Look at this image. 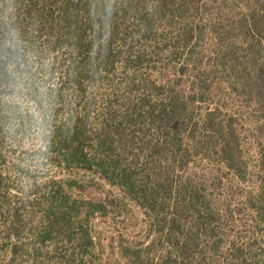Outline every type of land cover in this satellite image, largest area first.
Masks as SVG:
<instances>
[{
    "label": "trees",
    "instance_id": "1",
    "mask_svg": "<svg viewBox=\"0 0 264 264\" xmlns=\"http://www.w3.org/2000/svg\"><path fill=\"white\" fill-rule=\"evenodd\" d=\"M188 3L189 0H0V87L1 93L10 99L0 103V128L13 121L16 124L13 136L28 133L30 119L19 102L35 103L41 119L40 142L57 146L47 154L51 160H57L65 168L94 169L101 178L120 189L126 186L131 193L138 194L135 197L140 202L134 200L146 208L148 216L149 210L162 206L157 201L164 194L161 199L169 213L165 218L164 239L170 247L163 252L161 264L188 259L192 246H198V233L207 228L212 213L200 191L181 177L164 181L160 171L153 169L149 174L142 171L143 178L139 180L134 171L121 169V164L114 159L117 147L123 141L131 143L139 131L132 130L128 140L124 125L149 128L151 139L147 141L149 152L145 165L159 163L161 159L167 165L180 162L187 166L193 152H199L197 133L202 131L201 134H208L206 138L220 161L243 180L242 147L230 109L226 111L227 117L221 118L218 106L205 108L198 121H194L191 113L196 102L213 103L215 89L223 86L229 97H236L251 108L258 118L253 121L255 132L264 133V0H249L248 7L233 18L219 17L211 24L217 57L202 70L198 65L193 67L191 77L197 87L191 100H186L168 81L153 85L154 93L143 95L134 103L130 94L141 90L144 82L132 78L126 82L127 96L113 97L116 92L112 91L113 99L108 97L106 111L98 116L95 129L89 130L86 119L92 99L81 100L80 95L86 92L84 79L93 84L94 76L105 68L104 64H122L118 60L122 51H115V46H129V36H134L139 28L149 30L153 21L164 24L176 18V12L184 13L183 7ZM187 31L189 34L191 31L192 38L193 30ZM44 53L51 56L48 64L44 63ZM217 68L228 71L229 77L216 79ZM52 80L57 81L52 83ZM42 83H46L44 91L40 90ZM68 90L76 98L73 104L68 103V117H58V111L60 114L63 111L56 108L60 104L58 98ZM4 140L5 135L0 131V159L3 160H0V216L4 215L7 236L15 238L7 263L15 264L22 247L19 240L25 229V212L33 216L35 209L41 208L37 212L41 213L40 221L47 224L41 227L46 236L66 215L53 205L59 196L55 180L47 181L43 192L30 187L24 192L25 201L17 207H11L5 200V191L15 185L1 169L6 157L13 153L1 145ZM41 150L38 149V155ZM256 167L257 184L247 192L246 200L249 208L262 217L264 144L257 149Z\"/></svg>",
    "mask_w": 264,
    "mask_h": 264
},
{
    "label": "rangeland",
    "instance_id": "2",
    "mask_svg": "<svg viewBox=\"0 0 264 264\" xmlns=\"http://www.w3.org/2000/svg\"><path fill=\"white\" fill-rule=\"evenodd\" d=\"M189 1L187 7H183L184 13L176 12V18L168 19L164 24L153 21L151 29L141 27L138 32H134V36H129V46H115V51H122L118 59L123 61L122 64H104L105 68H101L94 76L93 84L84 79L86 92L80 95V99H92L86 119L89 130L95 129L98 116L106 111L108 97L111 96V100L119 95L127 96L126 82L132 78L144 82L141 90L130 94L134 103L143 95L154 93L153 85L168 81L172 82L186 100H191L197 87L191 77L193 67L198 65L202 70L217 57L211 24L219 17L233 18L248 7L249 0ZM187 29L193 30L192 38L191 31L189 34ZM44 58V63L48 64L51 56L44 53ZM214 76L216 79H226L229 74L228 71L217 68ZM55 81L57 80H52V83ZM45 87L46 83L40 84V90L44 91ZM222 88L223 86H219L215 89L213 103L208 105L196 102L192 106L191 116L194 121H198L205 108L218 106L217 113L221 118H226V111L230 109L235 116L233 125L242 147L241 155L245 166L243 180L220 161L219 154L206 138L208 134L205 136L201 134L202 131L197 133L200 140L199 152H193L187 166L180 162H176L175 166L167 165L161 159L159 163L149 162L145 165L144 159L149 152L147 141L151 139V135L147 132L149 128L143 125H124L128 140L132 137V130L139 131L131 143L123 141L119 144L114 155L116 162L121 164V169L124 167L134 171L139 180L143 178L142 171L149 174L156 169L160 171L164 181L171 177L189 181L209 205L212 214L208 218L207 228L198 233L197 239L195 237L198 246H192L188 259L178 260L173 264H264V216L256 215L246 200L247 192L257 184V149L264 144V133L255 132L253 121H258V118L251 108L238 98L229 97ZM1 91L0 87V103L9 102L10 99ZM112 91L116 92L113 97ZM74 98L76 97L69 90L63 91L58 98L60 104L56 106L58 110L63 109L62 114L58 111V117H68V103H72ZM19 103L30 119L28 133L13 136L16 129L13 121L0 128L5 135L1 145L13 151L1 166L15 185L5 191V200L10 202L11 207H17L21 201H25L24 192L30 187L35 186V189L43 192L45 183L55 180V190L59 196L53 205L66 216L46 236V231L41 227H47V224L40 221L41 213L37 212L41 208L35 209L33 216L25 212V229L19 240L22 247L15 264L163 263L161 256L170 247L164 239L167 227L165 218L169 215L167 205L161 199L164 194L157 201L162 206L158 205L154 211L149 210L148 216L146 208L136 202L138 194L131 193L126 186L120 189L101 178L94 169L60 166L57 160L49 158L50 154L47 155L53 145L39 140L41 119L35 103ZM46 111L50 113L48 108ZM45 146L47 149L44 150ZM55 147L57 146L54 145L53 148ZM39 148L42 150L38 155ZM115 182L120 183V180L116 179ZM3 217L4 215L0 216V264H7L12 256L11 244L15 238L7 236Z\"/></svg>",
    "mask_w": 264,
    "mask_h": 264
}]
</instances>
